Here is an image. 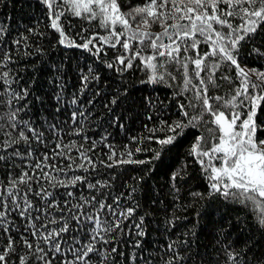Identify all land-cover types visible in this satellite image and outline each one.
Wrapping results in <instances>:
<instances>
[{
  "label": "trees",
  "instance_id": "1",
  "mask_svg": "<svg viewBox=\"0 0 264 264\" xmlns=\"http://www.w3.org/2000/svg\"><path fill=\"white\" fill-rule=\"evenodd\" d=\"M148 2L117 0L121 13H130ZM53 11L65 13L57 21L58 28L64 33V44L59 42L62 38L60 31L52 27L55 16L43 0H0V60L5 54L11 57L9 62L0 63V73H9L7 84L0 80V141L9 139L5 133L15 138L19 129L24 127L22 121H28L30 127L42 134L40 140L33 136L28 144L21 142L8 149L0 147V156L5 157L0 160V193L7 196L6 189L11 180L23 172L37 177L39 183L31 182L32 191L28 193L33 205L31 216L39 217L35 220L36 228L51 217L61 218L59 210H51V217L43 211L47 203L35 194L41 185L54 192L61 205L65 200L70 205L82 204L95 196L97 201L112 205L117 211L134 208L130 217L120 218L118 230L103 233L110 242L96 244L99 251L90 254L89 264H101L104 256L108 257L106 264H166L169 260L172 264H233V261L235 264H264V226L257 218L260 209L225 199L222 195H210L212 181L210 172L205 171L208 158L190 154L197 136L203 133L208 137L207 129L215 126L210 122H198L199 127L186 129L180 139L163 149L156 142L171 135L166 131L167 124L186 123L178 105L184 104L190 116L198 114L199 105L195 112L188 107L194 91H183L182 72L172 66L168 71L177 77L175 80L165 75L163 80L152 82L149 79L152 70L139 59L132 61L131 68L121 70L123 66L116 63V58L132 55V51L140 47L137 41L130 42L132 51L129 52L119 44L111 47L114 39L108 42L94 40L93 44L101 48L99 53L93 44L85 49L80 45L88 38L108 37L109 30L101 27L98 20H89L86 13L76 17L66 7ZM138 21L139 17L136 23L130 20L133 28L137 27ZM233 23L239 24L240 21ZM147 30L159 33L163 29L156 23ZM116 31H121L119 25ZM238 47V55H234L240 68L256 81L250 70L264 72V24ZM199 50L202 55L209 47L201 44ZM151 54V49L145 47L142 55ZM190 55L194 57L195 53ZM110 63L114 67L109 68ZM192 67L189 66L190 70ZM82 76H88L89 80L84 82ZM216 76L219 86L210 88L209 95L230 98L241 79L237 77L236 67L230 66V62L224 63ZM223 76L231 77V83L219 79ZM25 89L28 92L26 98L17 100L11 97L13 91L22 93ZM256 94L264 95L259 90ZM113 100L116 102L112 103ZM17 109L22 111L17 116V127L12 128L8 115ZM249 109L255 113V139L259 143L264 140V99L256 101L254 108L251 103L247 107H236L234 110L240 113L238 125L247 119ZM225 111L228 115L229 111ZM73 113H77L76 121L72 119ZM204 119L210 121L211 117L206 114ZM152 129L156 131H150ZM57 144L72 147L68 151L63 147L58 149ZM210 147L211 143L204 145L205 150ZM137 148L140 151H136ZM17 149L21 156L13 155ZM26 149L31 151V156ZM113 151L116 156L110 161L108 157ZM57 152L73 157L76 163H85L89 171L75 166L68 168L71 161L56 156ZM81 152L95 162L94 169L82 160ZM128 152L132 153L131 157ZM45 155L50 159L44 161ZM122 160L147 163H121ZM41 161L65 169L60 174L47 168L46 171L55 178L67 180L73 175L86 176L89 182L100 181L102 186L89 189L85 183L78 182L67 188H52L46 178L33 172L35 164ZM101 161L105 163L101 164ZM108 163L113 166H105ZM215 164L220 166L219 161ZM173 174H178L175 179ZM12 191L22 195L27 187L18 184ZM68 192L72 193L71 197ZM5 202L10 203L9 200ZM80 211L88 215L100 212L105 223L115 219L112 210H100L95 201L92 205L85 204ZM72 214L75 213L65 209L64 219L68 220L70 229L63 234V241L67 242L63 244L65 252L74 241L80 242L75 247L87 244L91 236V223L87 220L77 223L70 218ZM138 224L140 228L136 227ZM60 226L50 225V228ZM5 228L8 231H4ZM32 231L31 220L21 218L16 210L8 211L0 225V253L8 248L9 238L13 241L8 264H19L20 257H27L29 264H42L35 259V247L39 242L40 247L49 249L40 236H32ZM141 231L144 235H139ZM24 239L34 245L33 249L25 246ZM170 244L173 245L171 250L168 248ZM113 248L117 251L112 252ZM228 253L233 254L232 260ZM50 258L52 264H62L73 257L60 253Z\"/></svg>",
  "mask_w": 264,
  "mask_h": 264
},
{
  "label": "snow or ice",
  "instance_id": "2",
  "mask_svg": "<svg viewBox=\"0 0 264 264\" xmlns=\"http://www.w3.org/2000/svg\"><path fill=\"white\" fill-rule=\"evenodd\" d=\"M50 10V13L55 16L52 21V27L58 31L57 21L65 13L63 11H53L55 9L66 7L76 17H81L86 13L89 20H98L101 27L109 30L108 37L88 38L85 43L80 45L85 49H89V45L93 44L94 40L108 42L115 40L111 47L115 48L119 44L125 52L132 51L131 41H137L140 47L132 51V55H121L116 58V63L122 67L121 70L131 68L132 61L139 59L145 64L146 68L152 70V75L149 79L152 82L163 80L167 75L170 79L175 80L177 77L168 71L169 67L175 66L176 69L182 72V79L184 88L183 91H194V96L190 100L188 107H191L195 112L197 105L199 111L197 115H189L184 104L178 105L182 117L186 119L183 121H175L166 125V131L171 133L164 139H158L156 142L161 146V149L168 145L174 144L182 137L186 129L197 128L199 123H211L215 127L208 128V137L203 133L197 136L193 143L190 154L198 157L208 158L205 171L210 172V184L212 194L222 195L225 199H231L242 205H251L253 208L260 209L257 216L259 223L264 226V140L259 143L255 139V122L253 117L254 111L249 109L247 119L241 121L240 113L234 109L238 106L247 107L249 103L255 107L256 101L264 99V95H257L256 91L264 93V72H258L256 69L250 71L256 76V81H253L248 73L241 69L236 56L238 55L239 45L242 41L249 40L258 30L261 24H264V0H149V2L137 8H134L130 13H121L117 0H43ZM226 5L221 8L220 5ZM210 9V11H209ZM139 21L137 27L133 28L130 20L133 23ZM239 20V24H234L233 21ZM168 21H172L168 23ZM158 23L163 29L159 33L148 31L152 24ZM119 25L121 31H116V26ZM227 29V31H225ZM61 44H64V33L60 31ZM121 37H124L121 40ZM19 43V41H16ZM208 45L209 50L200 53V45ZM95 51L99 53L101 48L93 44ZM151 49L152 54L143 56L144 48ZM91 50V49H90ZM190 53H195L193 57ZM11 60L8 54H5L0 63H6ZM230 62V66H235L237 70V77L241 78L239 86L234 89V94L230 98L221 96H210V88H217L216 73L221 65ZM190 65L193 67L189 68ZM109 68L114 67L113 64H108ZM91 71V69H89ZM204 73L205 75H202ZM8 72L0 73V80L5 84L8 83ZM219 79L228 80L230 83L232 78L229 76L219 77ZM82 80L87 82L88 76H82ZM197 83H193V81ZM251 89V91H250ZM28 95L25 89L22 93L13 91L11 97L17 100L24 99ZM239 98V99H238ZM195 101V103H193ZM91 102V101H90ZM116 101L113 100L112 103ZM215 102V103H213ZM10 103V101H9ZM73 103H76L74 100ZM219 105V107H217ZM223 109V110H222ZM229 114L226 115V111ZM22 109H17L8 115V119L12 121L10 127L16 128V120L18 113ZM211 117L210 121L204 119L205 115ZM82 115V114H81ZM77 113L72 114L73 121H76ZM24 127L19 129L18 135L12 138L10 133H5L9 139L0 141V147L4 149L11 148L13 145H19L21 142L28 144L30 139L34 136L35 139L40 140L41 135L36 130L30 127L28 121L21 122ZM27 128V132L25 131ZM55 131V126H53ZM155 132V129L150 130ZM31 133V136L29 135ZM211 143V147L205 150L204 145ZM56 147H61L70 151L72 146L57 144ZM111 148V146H109ZM29 156L31 151L25 150ZM136 151H140L139 148ZM159 152L156 154L159 157ZM15 156H21L17 149L13 152ZM56 156H64L70 160L71 163L67 165L68 168L77 167L84 171H89L85 163H76V160L71 156H66L64 152L55 153ZM82 160L86 161L88 165L94 169L95 162L83 152L79 153ZM124 153H121L123 156ZM127 155L131 157L132 153ZM116 156L113 151L109 155L108 160H112ZM23 158V157H21ZM5 159L0 156V160ZM44 161L50 159L47 155L44 156ZM219 161L220 166L217 167L215 162ZM121 163H147V161H131L122 160ZM204 164V160L200 161ZM104 164V161L100 162ZM105 166L112 167V163ZM47 168H52L57 173H64L65 169L57 167L55 164L47 165L42 161L37 162L33 172H37L39 177L46 178L52 188L57 186L68 187L75 185L78 182H83L89 189H99L102 185L100 181L95 183L89 182L86 176H70L67 180L58 179L51 175ZM178 174H173V179ZM39 179L30 176L28 172H23L18 178L11 180L10 185L6 189L7 196L0 193V225L4 223V219L8 215V211L16 210L19 212L21 218H26L32 221V236H40L42 242L48 246L49 250L39 246V242L35 247V259L42 262V264H52V259L56 254L64 253L71 254V260H64L62 264H89L90 254L96 253L99 249L96 247L97 243L107 244L110 241L105 238L103 233L113 232L121 227L120 218L127 219L130 217L135 209L127 208L122 211L112 209V205L97 201L95 196H92L84 201L82 204L70 205L68 200H65L63 205L57 202L54 192L49 191L42 185L35 194L45 199L47 207L43 210L51 217V210L56 209L60 212V219L55 217L48 219L47 223H42L39 228L35 226V220L39 217L33 218L31 216V209L33 207L31 201L28 199V193L32 191L31 182ZM18 184H24L27 191L22 195L14 193L12 189L16 188ZM69 197L72 196L68 192ZM199 195V194H194ZM9 200L10 203L5 202ZM117 202L119 197L116 198ZM99 203L100 210L110 209L111 214L115 219L111 223H105L100 218V212L93 215L82 213L85 204L92 205L93 202ZM68 210L72 220L80 223L81 220H87L91 223V236L89 242L82 247H75L79 241H74L65 252L63 244V234L69 232V223L64 219V211ZM8 210V211H6ZM143 217L141 218V222ZM61 225L60 227H51L50 225ZM140 228L138 224L136 226ZM4 231H8L7 228ZM139 235H144L141 231ZM24 244L28 249H33L34 245L27 239H24ZM13 241L9 238L8 248L0 253V264H8V254L12 249ZM171 250L173 245H168ZM112 252L117 249L113 248ZM228 258L233 259V254L228 253ZM108 257L104 256L101 264H106ZM173 259H176L173 257ZM19 264H29L27 257H20ZM166 264H172L169 260ZM235 264V261H233Z\"/></svg>",
  "mask_w": 264,
  "mask_h": 264
}]
</instances>
